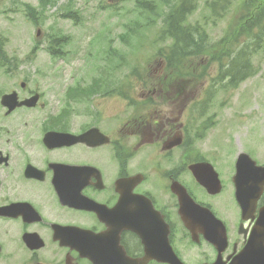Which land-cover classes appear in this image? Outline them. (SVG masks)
Instances as JSON below:
<instances>
[{
    "label": "flooded vegetation",
    "instance_id": "obj_1",
    "mask_svg": "<svg viewBox=\"0 0 264 264\" xmlns=\"http://www.w3.org/2000/svg\"><path fill=\"white\" fill-rule=\"evenodd\" d=\"M19 87L23 97L36 92L25 83ZM154 88L149 85L146 94L154 95ZM153 104L122 108L120 117L107 118L98 108L88 113L43 106L5 115L10 118L0 129V264H170L167 254L183 264H210L221 249L227 263L242 248L244 236L233 235L240 216L231 211L224 171L217 170L220 191L209 193L186 171L198 161L184 162L177 150L167 163L173 149L165 145L183 136L186 121L180 110ZM89 130L85 139H75ZM48 131L69 137L45 145ZM179 185L216 220L210 221L214 236L208 242L198 220L185 215L197 225L198 249L188 261L192 235L173 192ZM221 223L226 247L220 244ZM82 231L94 236H71Z\"/></svg>",
    "mask_w": 264,
    "mask_h": 264
},
{
    "label": "rangeland",
    "instance_id": "obj_2",
    "mask_svg": "<svg viewBox=\"0 0 264 264\" xmlns=\"http://www.w3.org/2000/svg\"><path fill=\"white\" fill-rule=\"evenodd\" d=\"M143 1L155 3L154 12L142 8ZM206 1L198 2L189 21L204 28L207 51L192 55L191 62L175 72L158 50L171 45L160 38V32L177 0H0V41L8 61L7 69L0 70V94L11 87L10 80L24 77L46 94L55 93L46 107L56 109L67 101L60 99L69 88L78 84L96 83L98 90L118 93L120 88L139 87L145 77L163 76V99L173 98L174 107L187 108L194 117L192 134L185 138L190 146L180 148L184 154L214 160L218 156L225 161L219 165L224 172L238 152H248L263 164L264 34L251 52L254 73L230 87L222 67L226 58L219 57L242 21L240 1L233 2L222 17L211 16ZM102 101L98 96L91 105L84 98L70 99L68 106L95 108ZM105 106L117 108L120 102Z\"/></svg>",
    "mask_w": 264,
    "mask_h": 264
},
{
    "label": "trees",
    "instance_id": "obj_3",
    "mask_svg": "<svg viewBox=\"0 0 264 264\" xmlns=\"http://www.w3.org/2000/svg\"><path fill=\"white\" fill-rule=\"evenodd\" d=\"M195 1L178 0L165 18L163 32L175 40L174 46L176 48L170 51V60H172L173 65L181 61L180 57L182 54L186 52L193 53L198 50V46H205L207 44L206 40L203 37H199V33H197L199 25L184 22L194 9ZM233 1L213 0L210 5L214 11L216 10V12L220 13L226 10ZM143 2L141 6L144 9L151 13L154 12L155 3ZM241 5L247 12V20L240 25L238 35H248L247 37L250 40L246 43H232L228 51L225 52V55L219 57V59L226 58L229 60L225 65L224 73H228L231 85H236L239 81L249 76L252 66L250 51L259 37V33L255 32V30L258 29L259 32H264V0H242ZM212 58L215 59L214 57Z\"/></svg>",
    "mask_w": 264,
    "mask_h": 264
},
{
    "label": "water",
    "instance_id": "obj_4",
    "mask_svg": "<svg viewBox=\"0 0 264 264\" xmlns=\"http://www.w3.org/2000/svg\"><path fill=\"white\" fill-rule=\"evenodd\" d=\"M13 99V94L3 96L4 102ZM190 168L198 181L209 187L210 169L205 165L197 164ZM236 168L237 173L234 177L236 197L242 205H246L250 198L259 196L260 188L264 185V166L257 167L246 154H240ZM232 264H264V207L259 211L256 225L246 248L235 257Z\"/></svg>",
    "mask_w": 264,
    "mask_h": 264
},
{
    "label": "bare ground",
    "instance_id": "obj_5",
    "mask_svg": "<svg viewBox=\"0 0 264 264\" xmlns=\"http://www.w3.org/2000/svg\"><path fill=\"white\" fill-rule=\"evenodd\" d=\"M163 35H164L163 33H160V38H162ZM1 61H5V63H1ZM6 63H7V61L0 57V66L4 65Z\"/></svg>",
    "mask_w": 264,
    "mask_h": 264
}]
</instances>
